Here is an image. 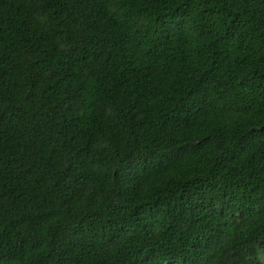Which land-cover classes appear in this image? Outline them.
<instances>
[{
  "label": "trees",
  "instance_id": "obj_1",
  "mask_svg": "<svg viewBox=\"0 0 264 264\" xmlns=\"http://www.w3.org/2000/svg\"><path fill=\"white\" fill-rule=\"evenodd\" d=\"M0 264H264V0H0Z\"/></svg>",
  "mask_w": 264,
  "mask_h": 264
}]
</instances>
